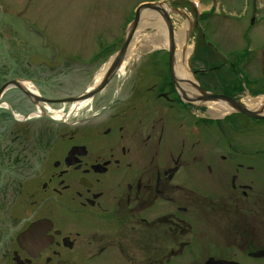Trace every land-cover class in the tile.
I'll return each instance as SVG.
<instances>
[{
    "label": "flooded vegetation",
    "instance_id": "obj_1",
    "mask_svg": "<svg viewBox=\"0 0 264 264\" xmlns=\"http://www.w3.org/2000/svg\"><path fill=\"white\" fill-rule=\"evenodd\" d=\"M4 4L0 264L264 260L252 257L264 251V191L258 195L253 176L264 179V168L249 158L264 150L251 153L250 141L245 151L224 143L214 145L219 155L206 148L215 129L233 145L239 130L194 117L197 108L181 92L193 97V85L172 75L167 42L147 51L140 49L146 42H130L121 58L128 62L113 74L125 33L92 43L65 40L58 26L27 15L18 2L12 10ZM7 15L28 27L15 28ZM189 66L207 89L214 76L195 71L193 60ZM220 67L233 71L213 79L216 89L239 95L235 63ZM203 108L207 113L204 105L196 111ZM218 186L220 194L213 192ZM199 237L207 248L193 249Z\"/></svg>",
    "mask_w": 264,
    "mask_h": 264
},
{
    "label": "rangeland",
    "instance_id": "obj_2",
    "mask_svg": "<svg viewBox=\"0 0 264 264\" xmlns=\"http://www.w3.org/2000/svg\"><path fill=\"white\" fill-rule=\"evenodd\" d=\"M160 0H3L6 9L12 10V2H17L19 8L25 11L31 12V16H37L44 20V24L58 26L60 33L64 36L65 40L79 41L92 43L99 40L101 35L107 37L108 40H114L119 37H123V27L128 15H132L133 11L142 4L156 3ZM204 6L202 10H206L213 18H206V25H209L210 36L214 40L212 41L216 46L222 50V53L228 57L231 54L230 51L235 50V53H241L243 50H250V56L247 57L242 63L246 68L248 74L258 77L261 73H264V0H200ZM168 7L171 8L173 3L165 2ZM171 4V5H170ZM189 15V12H186ZM175 14H173L174 16ZM192 28L195 19L190 13ZM177 19V27H181L182 19L175 15ZM139 28L138 38L136 42L140 40L148 42L157 40V27H161V24L148 23L149 20L145 18ZM147 24V25H146ZM149 24V25H148ZM187 24V22H186ZM252 25H257L254 29L250 28ZM151 26V27H150ZM155 26V27H154ZM122 27L120 31L119 28ZM153 30H148V29ZM185 26L179 28L183 30ZM248 31L252 36V42L250 45L244 43L242 40L243 33ZM109 35V36H108ZM111 35V39H110ZM144 42V43H145ZM217 42V43H216ZM220 45V47L218 46ZM143 47V48H142ZM141 50H149V45L142 46ZM136 47V53H138ZM195 68H199V65L194 64ZM260 79V78H257ZM255 88L262 86L261 83L254 85ZM207 116V114H205ZM211 120L216 119L215 116L210 113ZM227 128L230 126L231 121H226ZM236 127L239 130L238 135L235 136L237 142L233 145L232 140H224L215 129L214 133H208L209 140L206 144V148L210 149V152H214L219 155L221 150L214 147L215 144L221 143L231 144L236 149L245 151V149L251 148L248 142H252L251 153L256 150H264V124L261 123H249L246 124L243 121H237ZM253 139V140H252ZM255 141V142H254ZM253 159L256 168H264V156L254 155L249 156ZM264 174V172H263ZM259 185L254 187L257 190L258 195L261 191H264V179L256 177ZM216 194L221 193V186H218L213 190ZM197 242H194L193 249L207 248L205 242L201 240V237L197 238ZM209 257L203 256H182L170 259L167 264H204ZM226 259H236L240 261V258L223 257ZM160 263V262H159ZM243 264H264V260L253 261L249 259H243Z\"/></svg>",
    "mask_w": 264,
    "mask_h": 264
},
{
    "label": "bare ground",
    "instance_id": "obj_3",
    "mask_svg": "<svg viewBox=\"0 0 264 264\" xmlns=\"http://www.w3.org/2000/svg\"><path fill=\"white\" fill-rule=\"evenodd\" d=\"M163 9H167L166 6H163ZM152 11V10H150ZM147 19L149 20L148 23H152L154 25V23L157 22V14L158 11H155V14L147 12ZM158 22L161 24V27H157V41L159 40H163V41H167V33H166V29L165 26L163 25V23H161L160 19L158 18ZM189 25V23H188ZM155 27V26H154ZM186 31L183 30H179L177 32V42H178V46H179V51H182L185 49V45H184V40L186 37V34L189 31V28L187 27V29H185ZM138 31L137 33L135 32L134 37L131 38L130 42L135 43L136 39L138 38ZM142 41V40H141ZM192 52V47H188L187 51L184 55H182V57L179 56V67H178V76L181 79L186 80V78L190 77V73L188 72L189 70V56ZM120 58H118V60H116V62L114 63L113 70H111L113 72V74H116L115 67H122L123 64H126L128 61H126V63L121 59L122 57L119 56ZM121 62V63H120ZM120 63V64H119ZM184 88H187V86H183ZM190 94H193V91L189 89ZM244 104L251 110V111H255V112H263L264 113V99L263 98H258L255 100H245L243 101ZM211 109H213L211 112L214 113V116L218 117V118H222L224 116H227L229 114L232 113L231 109H229L228 107L224 106L223 104H211L209 105Z\"/></svg>",
    "mask_w": 264,
    "mask_h": 264
},
{
    "label": "water",
    "instance_id": "obj_4",
    "mask_svg": "<svg viewBox=\"0 0 264 264\" xmlns=\"http://www.w3.org/2000/svg\"><path fill=\"white\" fill-rule=\"evenodd\" d=\"M146 9L158 11L165 18L167 25H168V29H169V35H170V40H171V59L173 60L175 45H174V32H173L172 22L169 19V15L163 9H160L157 6L145 5V6H142L141 8L138 9L137 14H136V19H135V21H134V23H133V25L129 31V36H128L127 40L130 41L131 38L133 37V34L135 33L137 25L140 21L141 12H143ZM201 92L204 94L203 99L205 101H222V102L229 104L231 107L235 108L238 112L245 113V114H247L253 118H259V119L262 118L257 113H253V112L248 111L240 103H238L236 100H234L232 98H228L225 96H217V95L209 94V93H206L203 91H201ZM255 257H264V252L256 254ZM222 264H228V263L223 262Z\"/></svg>",
    "mask_w": 264,
    "mask_h": 264
}]
</instances>
